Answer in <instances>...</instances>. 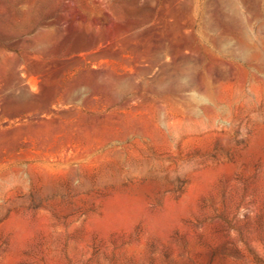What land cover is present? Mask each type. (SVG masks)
<instances>
[{"label": "rangeland", "instance_id": "1", "mask_svg": "<svg viewBox=\"0 0 264 264\" xmlns=\"http://www.w3.org/2000/svg\"><path fill=\"white\" fill-rule=\"evenodd\" d=\"M0 264H264V0H0Z\"/></svg>", "mask_w": 264, "mask_h": 264}]
</instances>
